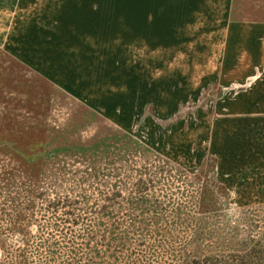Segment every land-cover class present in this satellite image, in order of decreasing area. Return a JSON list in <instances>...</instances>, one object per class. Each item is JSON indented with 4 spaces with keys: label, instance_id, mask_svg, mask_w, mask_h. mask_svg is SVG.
<instances>
[{
    "label": "rangeland",
    "instance_id": "obj_1",
    "mask_svg": "<svg viewBox=\"0 0 264 264\" xmlns=\"http://www.w3.org/2000/svg\"><path fill=\"white\" fill-rule=\"evenodd\" d=\"M225 14L220 0H0V76L19 86L0 84V129L6 116L19 128L33 115L27 101L43 94L45 125L68 127L75 143L119 129L135 142L112 167L100 158L91 178L79 159L54 160L20 223L19 176L4 185L0 264L19 254L27 264H90L80 252L87 236L101 264H217L255 244L264 252V25L234 27ZM203 180L228 193L213 186L208 213ZM63 200L76 206L75 223L70 208L46 207Z\"/></svg>",
    "mask_w": 264,
    "mask_h": 264
},
{
    "label": "trees",
    "instance_id": "obj_2",
    "mask_svg": "<svg viewBox=\"0 0 264 264\" xmlns=\"http://www.w3.org/2000/svg\"><path fill=\"white\" fill-rule=\"evenodd\" d=\"M0 84L6 85L7 89L12 91L15 90V92L19 93V86L14 83L12 84L9 78L0 76ZM1 94L2 91H0V103H2L3 99ZM49 101V98L43 94L39 95L37 103H29L30 101H27L24 106L25 110L33 112V115L20 122L19 128L11 124L12 119L6 116L8 119L6 128L0 129V158L8 160L7 163L0 166V191L4 189L2 188L4 185H10L12 181L19 176V191L21 192L19 197H23V201H19V223L27 214L35 212V199L38 200V198H36L37 186L42 179H48L49 176H47V174L51 166L52 168L57 167L56 162L52 164L54 160H59L60 158L65 159L67 157L79 159L85 168L86 176L91 178L92 176H96L100 158L104 159L106 166L112 167L115 157L128 156L133 149L132 144L135 143L131 135L122 129L115 131V134L111 136L102 137L101 134H97L83 145L79 144L77 142L78 140H76L75 143L72 138L70 139L68 127L62 131H56L45 125L46 121H44L43 118L49 106ZM86 114L91 115L90 113ZM31 118L34 122H29ZM112 138L113 141L110 140ZM112 152H114L115 155L112 154ZM58 167L61 171H64L63 166L60 165ZM212 183L211 185H213L222 196L228 195L223 185H217V182H214V180H212ZM202 184L204 187L200 193L199 208H206L204 213H208L209 209L215 207L217 204L215 197L216 192L213 186L210 185V188L207 186V180H203ZM59 206L63 209H71V211H64V215L69 218L73 217L72 223L78 220V216L74 214V208L76 207L74 203L72 204L63 200L54 205L51 203L46 205L47 209H51L53 213H56ZM137 207L139 210L144 206L137 205ZM95 231L96 230L93 229L91 233ZM110 231L112 233L113 229L111 228ZM19 234L23 236L27 234L32 235L30 230L28 231L26 227L20 225ZM110 239H112V237H110ZM86 240H88V242L81 247L83 251H80L82 252L81 255L84 260L90 264H101L99 260L100 254L95 245L91 243L92 239L87 236ZM110 246L111 242H107L108 250ZM0 247H2V252H5L3 246L0 245ZM258 248L259 246L255 244V250L252 253L241 250V253L236 254L235 258L217 264H264V252L256 250ZM49 249L50 248H48V250ZM72 251L73 256L77 255L78 250L74 246H72ZM54 263L45 262L44 264ZM16 264H27L23 255L19 254V262Z\"/></svg>",
    "mask_w": 264,
    "mask_h": 264
},
{
    "label": "crops",
    "instance_id": "obj_3",
    "mask_svg": "<svg viewBox=\"0 0 264 264\" xmlns=\"http://www.w3.org/2000/svg\"><path fill=\"white\" fill-rule=\"evenodd\" d=\"M183 1L184 4H186V1L189 2L190 0H182V2ZM220 2L226 11L225 18L227 22L234 27H241L244 25H264V18L257 17L258 11L264 12V3H260L259 0H220ZM188 9L190 11L188 12L191 14L195 9V5L190 4ZM213 16L214 15L208 16V20H213ZM246 108V111L248 112L249 107L245 106L243 107V110ZM245 117H249V113L246 114ZM260 117H264V115H261Z\"/></svg>",
    "mask_w": 264,
    "mask_h": 264
}]
</instances>
